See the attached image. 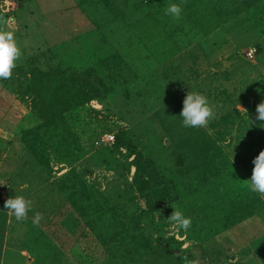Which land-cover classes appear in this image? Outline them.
<instances>
[{"label":"rangeland","instance_id":"1","mask_svg":"<svg viewBox=\"0 0 264 264\" xmlns=\"http://www.w3.org/2000/svg\"><path fill=\"white\" fill-rule=\"evenodd\" d=\"M172 3L179 20L164 14ZM0 19L22 53L0 79L3 264H264V199L246 186L250 157L238 147L261 123L264 0H0ZM53 68L101 92L50 125L33 84ZM190 90L217 106L207 127L182 126ZM118 133L131 144L118 146ZM140 154L165 195L140 189ZM14 196L32 202L25 221L4 208ZM173 208L191 218L186 232L169 223ZM113 227L124 241H105Z\"/></svg>","mask_w":264,"mask_h":264},{"label":"trees","instance_id":"2","mask_svg":"<svg viewBox=\"0 0 264 264\" xmlns=\"http://www.w3.org/2000/svg\"><path fill=\"white\" fill-rule=\"evenodd\" d=\"M36 79L34 80L33 88L36 91L37 95L40 98V103L44 109V113L49 119H52L50 121V125L56 123L57 119H64L65 118V111H69L71 108H78L82 105H84L87 101H90L95 98L100 97L101 89L93 83V81L83 78L80 74H76L71 77H67V74L65 71H63L61 68H53L47 71L37 69V73L34 75ZM264 122L253 123L250 125V139L244 140V142H241L238 144V147L242 150L241 153H244L250 157V172L252 173V169L254 168L253 160L254 158L260 153V151L264 150V125H261ZM259 124V125H258ZM263 132V133H262ZM128 138V142L131 144V139L126 134H117V143L118 146H123L125 144H120L121 141L125 138ZM125 140V139H124ZM71 143L73 145L72 155H75L76 151H81L82 146L79 145V142L73 138L71 140ZM128 144V145H130ZM68 145V143H67ZM127 145V146H128ZM41 149L38 147L36 148V155L38 156V159L42 162H44L45 158L42 155L40 151ZM206 153H210V148L206 149ZM217 153L213 154L214 159H217L220 157L219 166L220 168H226L228 165L231 164L232 160L230 158V154L225 152L224 149L218 148L216 151ZM40 153V155L38 154ZM45 153V152H44ZM144 155L140 154L138 157V168H137V182L138 185H140V189L144 193H148L153 188H156L160 190L159 192L163 194V190L158 187L157 181L158 178L156 176V167H154L153 161L150 159V165L151 168L150 172V178L148 175H143V168L144 165H142L144 161ZM45 163V162H44ZM152 179V180H151ZM156 185V186H154ZM243 185V184H240ZM165 192V191H164ZM148 197H151L150 194H147ZM151 201V199H150ZM264 203V200H263ZM145 211V210H144ZM135 223H137V219L135 220ZM135 226L133 223L131 227ZM125 228V227H124ZM130 227H126L125 230H129ZM111 235L107 240H105L107 243H115L116 240L119 242L124 241V237H122V233L118 231L116 227H113L111 229ZM110 244V245H111Z\"/></svg>","mask_w":264,"mask_h":264},{"label":"clouds","instance_id":"3","mask_svg":"<svg viewBox=\"0 0 264 264\" xmlns=\"http://www.w3.org/2000/svg\"><path fill=\"white\" fill-rule=\"evenodd\" d=\"M183 6L181 4H169L164 14L172 17L174 20L182 18ZM0 19V25L4 24ZM21 49L14 37L12 31H6L0 26V79H10L12 70L16 67V61L21 57ZM216 105L210 103L209 99L197 91L187 92L183 100V108L179 114L182 117V126L186 128H203L207 127L209 122L215 119ZM239 109L247 112L246 109ZM256 120L264 122V101L260 102L256 107ZM251 121V120H250ZM254 123L251 121V125ZM261 125H264L262 123ZM254 168L252 169L251 179L246 181L248 189L260 195L264 199V150L253 160ZM4 208L8 211L10 216H14L16 221H25L28 218V212L32 208L31 200L26 199L24 196L9 197L5 203ZM171 216L168 218L169 223L172 225L173 230L187 231L192 224L190 217L173 208ZM43 219V214L36 212L32 223L34 226H39L40 221ZM184 264H200L198 259L189 260L188 257L181 256Z\"/></svg>","mask_w":264,"mask_h":264},{"label":"crops","instance_id":"4","mask_svg":"<svg viewBox=\"0 0 264 264\" xmlns=\"http://www.w3.org/2000/svg\"><path fill=\"white\" fill-rule=\"evenodd\" d=\"M0 231H1V233H4L3 236H4V239H5V248H4V251L3 252H5V251H7L8 242H9V240L7 242V237H9V234H8V232H9V225L7 224V222L5 223V226L4 227L2 226V229ZM0 264H3V262H2V255H0Z\"/></svg>","mask_w":264,"mask_h":264},{"label":"built area","instance_id":"5","mask_svg":"<svg viewBox=\"0 0 264 264\" xmlns=\"http://www.w3.org/2000/svg\"><path fill=\"white\" fill-rule=\"evenodd\" d=\"M111 138L114 140L115 139V136H111Z\"/></svg>","mask_w":264,"mask_h":264}]
</instances>
